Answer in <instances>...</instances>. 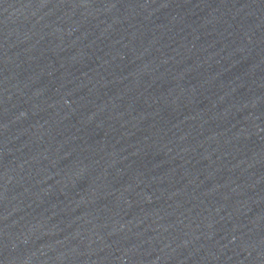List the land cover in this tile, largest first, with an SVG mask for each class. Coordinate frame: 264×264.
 <instances>
[{
  "label": "water",
  "instance_id": "obj_1",
  "mask_svg": "<svg viewBox=\"0 0 264 264\" xmlns=\"http://www.w3.org/2000/svg\"><path fill=\"white\" fill-rule=\"evenodd\" d=\"M0 264H264V0H0Z\"/></svg>",
  "mask_w": 264,
  "mask_h": 264
}]
</instances>
